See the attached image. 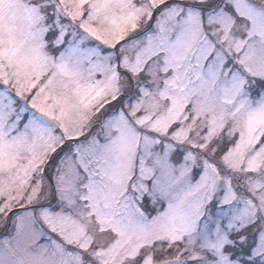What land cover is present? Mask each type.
I'll return each instance as SVG.
<instances>
[{
  "label": "snow or ice",
  "instance_id": "snow-or-ice-1",
  "mask_svg": "<svg viewBox=\"0 0 264 264\" xmlns=\"http://www.w3.org/2000/svg\"><path fill=\"white\" fill-rule=\"evenodd\" d=\"M0 264H264V0H0Z\"/></svg>",
  "mask_w": 264,
  "mask_h": 264
}]
</instances>
